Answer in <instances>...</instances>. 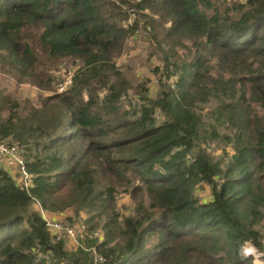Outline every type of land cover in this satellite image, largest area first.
Segmentation results:
<instances>
[{"label":"trees","instance_id":"obj_1","mask_svg":"<svg viewBox=\"0 0 264 264\" xmlns=\"http://www.w3.org/2000/svg\"><path fill=\"white\" fill-rule=\"evenodd\" d=\"M141 30L161 54L158 87L123 109L117 58ZM68 58L79 67L58 92L51 70ZM0 63L51 92L0 88V142L24 146L31 175L25 188L0 165V264H255L248 242L264 253V0H0ZM68 209L88 215L76 247L43 215Z\"/></svg>","mask_w":264,"mask_h":264},{"label":"rangeland","instance_id":"obj_2","mask_svg":"<svg viewBox=\"0 0 264 264\" xmlns=\"http://www.w3.org/2000/svg\"><path fill=\"white\" fill-rule=\"evenodd\" d=\"M139 0H132L135 4ZM228 2L243 1V0H227ZM141 19V15L137 14L135 9L131 10L130 22H133L135 18ZM119 67L122 69L126 78L129 81V90L121 100L123 109H129L132 106L137 105L140 101L141 90L145 88L150 95H154L158 87V78L156 74L157 67L161 65L162 58L159 50L150 43L149 37L145 30H141L137 36L131 38L125 47L124 52L117 58ZM79 63L72 59H65L60 64L51 70V74L55 77L53 81V89L62 92L71 84V78L74 72L78 69ZM9 66L1 67L0 63V88L1 90L19 99L29 98L34 99L39 94H50L49 90L41 89L30 80L21 78L16 72H10ZM217 155L221 154V149H216ZM0 165L6 166L11 170L12 174L18 175L17 166L9 165L0 159ZM21 181V177L19 176ZM197 195L202 200L211 199V189L208 185L201 186ZM134 199L129 192L121 191L117 196V207L121 214H128L134 207ZM36 208H40V205L36 203ZM53 221L60 223L63 228L61 230H53V234L57 238H63L67 240L70 247H76L78 245V236L85 235L84 220L88 217L85 211L76 213L73 209L66 210L63 214L46 215ZM66 228H72L74 230V237L66 233ZM245 252L255 258V264H264L262 259L264 253L259 252L257 248L250 242L245 246Z\"/></svg>","mask_w":264,"mask_h":264},{"label":"built area","instance_id":"obj_3","mask_svg":"<svg viewBox=\"0 0 264 264\" xmlns=\"http://www.w3.org/2000/svg\"><path fill=\"white\" fill-rule=\"evenodd\" d=\"M24 146L18 144H10L8 142H0V159L3 160L5 163L13 166H17L18 172L20 173L21 183L24 185L25 188H28L30 185V173L26 166V161L23 156ZM44 218L48 227L53 230H61L63 226L53 221L51 218H48L46 213H43ZM72 237H74V230L72 228H66V233ZM97 261L103 262L102 257H97Z\"/></svg>","mask_w":264,"mask_h":264},{"label":"crops","instance_id":"obj_4","mask_svg":"<svg viewBox=\"0 0 264 264\" xmlns=\"http://www.w3.org/2000/svg\"><path fill=\"white\" fill-rule=\"evenodd\" d=\"M4 167H6V166H4ZM204 201H208V200H204ZM50 216V215H49Z\"/></svg>","mask_w":264,"mask_h":264}]
</instances>
